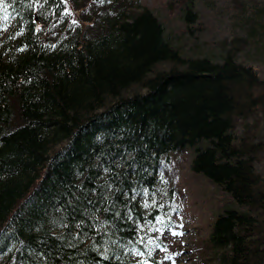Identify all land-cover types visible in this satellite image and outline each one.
Segmentation results:
<instances>
[{
  "label": "trees",
  "instance_id": "1",
  "mask_svg": "<svg viewBox=\"0 0 264 264\" xmlns=\"http://www.w3.org/2000/svg\"><path fill=\"white\" fill-rule=\"evenodd\" d=\"M6 2L0 264H162L178 209L159 172L186 149L226 196L207 237L218 264H264V80L238 61L264 45V0L237 9L217 60L180 54L138 0H68L76 23L64 0Z\"/></svg>",
  "mask_w": 264,
  "mask_h": 264
},
{
  "label": "rangeland",
  "instance_id": "2",
  "mask_svg": "<svg viewBox=\"0 0 264 264\" xmlns=\"http://www.w3.org/2000/svg\"><path fill=\"white\" fill-rule=\"evenodd\" d=\"M64 1L70 21L77 20L79 10L73 9L68 0ZM255 2L260 4L262 0ZM138 3L146 5L156 15L171 46L177 47L180 54L206 56L212 60L222 57L237 33L234 21L238 15L242 16L237 9L247 10L254 6L253 0H138ZM186 4L194 12L188 17H185ZM238 61L250 66L264 80V45L245 49ZM246 121L237 118L235 132H240ZM191 153L190 149L173 152L162 160L158 177L160 190L166 192L174 183V202L178 209L170 219L174 226L167 229L168 234L164 236L174 256L165 259L162 254V264H218L217 252L210 247L207 237L216 213L227 207L226 196L206 179L188 171ZM164 219L163 215L157 217L155 226H160ZM174 232L181 235L175 236Z\"/></svg>",
  "mask_w": 264,
  "mask_h": 264
},
{
  "label": "snow or ice",
  "instance_id": "3",
  "mask_svg": "<svg viewBox=\"0 0 264 264\" xmlns=\"http://www.w3.org/2000/svg\"><path fill=\"white\" fill-rule=\"evenodd\" d=\"M16 0H12V3H15ZM101 3L104 2V0H100ZM11 7V5L9 3L6 2V0H0V12H3L4 15L2 17V20L4 21H8L9 20V13H8V8ZM68 14V10H65V15ZM73 23H76V21H73ZM173 235L178 236L181 235V233H176L174 232ZM150 243H153V241H149ZM157 247H159V245H156ZM140 255H142L143 253H138ZM150 254V253H149ZM175 255H179V253H176ZM106 258V257H105ZM170 257H165V259H169Z\"/></svg>",
  "mask_w": 264,
  "mask_h": 264
}]
</instances>
